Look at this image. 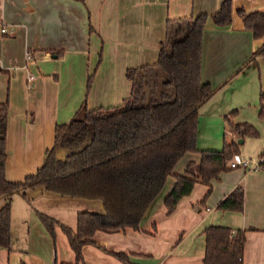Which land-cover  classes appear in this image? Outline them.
<instances>
[{"label":"crops","instance_id":"0c3cea01","mask_svg":"<svg viewBox=\"0 0 264 264\" xmlns=\"http://www.w3.org/2000/svg\"><path fill=\"white\" fill-rule=\"evenodd\" d=\"M222 1L0 0V104L9 105L7 179L23 181L37 171L45 151L54 144L55 125L69 121L84 100L90 109L122 104L132 91L127 69L157 62L169 18L202 12L212 15ZM232 2L235 8L264 11V0ZM3 26L7 27L5 32L1 31ZM263 43L264 37L254 38L236 11L228 25L207 20L202 80L217 90L200 110H216L221 115L231 112L234 106L226 105L223 90L235 76H242L253 52ZM28 51L31 60L27 59ZM91 62L94 76L85 94ZM30 76L34 77L31 82ZM200 158L198 152L185 154L175 172L183 173L189 163ZM175 183L176 178L170 176L139 229L98 230L94 243L83 246L85 264H204V229L209 225L243 230V264H264V171L240 169L233 177L228 171L222 172L219 179L211 181L212 189L205 200L209 185L197 183L169 213L164 200ZM238 186L245 193L243 211L219 209L220 202ZM27 191L40 199L41 209L36 212H47L64 222L69 217L68 223L76 227L80 209L72 205L73 201L42 186ZM16 196L12 199V247H0V264H12L18 254L26 256L31 223L36 222L31 207ZM15 211L19 229L27 227L23 243L14 231ZM55 233V249L35 251L36 263L75 264L76 255L67 236L60 227ZM112 252L129 254L131 263Z\"/></svg>","mask_w":264,"mask_h":264},{"label":"trees","instance_id":"16d2710c","mask_svg":"<svg viewBox=\"0 0 264 264\" xmlns=\"http://www.w3.org/2000/svg\"><path fill=\"white\" fill-rule=\"evenodd\" d=\"M234 11L254 38L264 37V11L235 8L232 0H223L212 15L202 12L169 18L157 62L127 69L126 76L132 84L130 96L118 106L95 109H90L84 100L69 121L55 125L53 146L45 151L37 171L23 181L6 177L9 105L0 104V198L6 200L0 206V247H12L14 194L21 193L28 199L27 190L36 186L62 196L101 201L102 212L77 213L75 228L37 211L54 241L56 228L63 230L75 252V264H85L83 246L94 243L98 230L139 229L170 176L176 178V183L164 200L169 213L197 183L209 185L204 200L208 197L211 181L232 169L230 162L240 154V143L225 139L221 149H200L197 145L200 107L217 90L202 80L203 34L209 18L217 25H228ZM260 55H264V43L248 62ZM91 82L92 76L89 88ZM260 103L258 116L264 120V90ZM226 120L241 134L259 135L248 122L235 123L229 115ZM189 152L200 153V161L176 173L177 163ZM244 203V189L238 186L218 208L243 211ZM204 234V264H243V230L209 225ZM112 253L131 263L129 254Z\"/></svg>","mask_w":264,"mask_h":264},{"label":"rangeland","instance_id":"374dc122","mask_svg":"<svg viewBox=\"0 0 264 264\" xmlns=\"http://www.w3.org/2000/svg\"><path fill=\"white\" fill-rule=\"evenodd\" d=\"M92 61H94V58H92ZM92 64L93 62H91L89 65L91 69L90 71L91 73H89L87 78L85 94H87L88 90L90 89L88 87L89 77L94 76L93 74L95 68L94 66H92ZM238 77L239 76H235L233 80L230 81L223 90L224 100L226 102V105L234 106L232 107L231 112L228 111L227 114H229L232 121L235 123L248 122L254 125L258 129L259 135L251 136L249 134H241L239 131L236 130V128L233 127L232 124L229 123V121L226 120L227 114L222 113L221 115L216 110L207 111L206 108H203V110L199 111L200 120H199L197 145L201 149H205V148L221 149L224 146L225 139L227 141H231L232 138H236L237 141L239 139H243L244 142L240 144V155L245 159H251V161H259V157L261 156L264 150V120H262L258 116V111L261 105L260 94L261 91L264 90V56L261 55L257 56L255 60L251 61L247 65V68H245L242 76H240V78ZM240 169L245 170L243 167L232 168L231 170L228 171V175L230 177H233L236 173H239ZM242 185L244 186L243 183ZM28 193H29L28 199H26L24 195L21 193H16L14 195L15 196L19 195L20 197H23L25 202L28 204V207H31V211L33 212L32 217H35L36 222L31 223L30 240L27 244L28 252L25 253L26 256L25 257L20 256V254H18V256L17 255L14 256L15 259L14 258L12 259L11 262L12 264H29V263L37 264L35 261V254H36L35 251H46L48 248V252H49L50 249H55L53 238L51 237L49 232H47V229L43 225L42 221L40 220L36 212V209L37 210L41 209L40 204H38L39 202L38 200L40 199H36L34 197L32 198L34 194L27 191V194ZM61 197L73 201L72 205L78 206L77 208L80 209V211L81 210H89L92 212L103 211V206L100 200L73 198L70 196H62V195ZM5 203L6 200L4 198H0V206L4 205ZM88 203H92V204L90 205ZM15 214L16 215L14 217V225H15L14 231L15 234H20L21 236L20 242L23 243L24 240L22 238L23 235H25V237L27 236V227L26 228L22 227L21 229H19L20 225L16 224L18 223L17 221L18 214L16 213V211ZM68 218L69 217H66L67 221L69 222L71 218L69 219ZM68 222H64V223H67L69 226H71Z\"/></svg>","mask_w":264,"mask_h":264},{"label":"built area","instance_id":"2783aa9c","mask_svg":"<svg viewBox=\"0 0 264 264\" xmlns=\"http://www.w3.org/2000/svg\"><path fill=\"white\" fill-rule=\"evenodd\" d=\"M7 27L3 26L1 31L5 32ZM33 58L30 51L27 52V59L31 60ZM34 79L33 76L29 77V82ZM231 168L243 167L249 171H264V154L259 157V161H251V159H245L240 154L236 155L230 162Z\"/></svg>","mask_w":264,"mask_h":264},{"label":"water","instance_id":"95a60500","mask_svg":"<svg viewBox=\"0 0 264 264\" xmlns=\"http://www.w3.org/2000/svg\"><path fill=\"white\" fill-rule=\"evenodd\" d=\"M55 56V55H54ZM239 143H242L243 142V139H239V141H238Z\"/></svg>","mask_w":264,"mask_h":264}]
</instances>
